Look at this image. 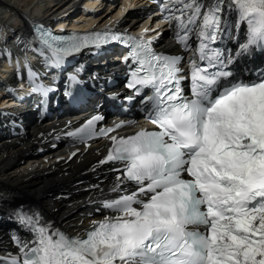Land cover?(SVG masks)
I'll return each mask as SVG.
<instances>
[{"label":"snow or ice","instance_id":"obj_1","mask_svg":"<svg viewBox=\"0 0 264 264\" xmlns=\"http://www.w3.org/2000/svg\"><path fill=\"white\" fill-rule=\"evenodd\" d=\"M163 10L173 13L185 46L199 29V59L208 63L191 62L188 98L180 58L153 53L150 41L137 45L139 68L127 87L136 94L137 85L152 89L149 118L158 130L112 137L114 147L101 161L124 165L111 191L121 192L125 182L134 191L106 202L114 215L85 237L49 234L38 220L18 214L34 239L17 241L18 254L0 264H264V74L252 83H229L235 59L264 51V0H172ZM229 13L245 30L235 53L209 47L223 38ZM40 32L56 66L84 48L121 39L96 33L65 41Z\"/></svg>","mask_w":264,"mask_h":264},{"label":"bare ground","instance_id":"obj_2","mask_svg":"<svg viewBox=\"0 0 264 264\" xmlns=\"http://www.w3.org/2000/svg\"><path fill=\"white\" fill-rule=\"evenodd\" d=\"M36 1L0 0V22L14 29L10 40L0 42V59L11 53L23 54L30 35V15ZM170 1L172 3V0H166V2ZM204 2L209 3V0ZM68 3L69 6L64 11L75 8L74 14H76H69L65 20L72 19L78 26L89 24L82 15L83 10L78 2L69 0ZM121 3L122 0H115L113 4H110L111 8H105L94 18L92 15L89 17L93 18L92 22L98 24L111 20L117 27H126L130 31L138 28L151 30L155 22L160 19L156 13L150 17L149 8L140 6L130 9L123 16L120 12ZM171 3L168 5L171 6ZM42 5L46 6V3ZM55 8L52 6L43 14L47 21L53 18ZM178 14L175 13V15ZM19 17H22L21 22ZM227 19L231 21L236 36L241 28L236 24V15L229 13ZM171 20L170 27H166L162 37L156 39L157 45L166 48L177 39L178 22L174 18ZM157 31L158 29H154L148 34H154ZM198 31L197 28L195 32L189 34L187 41L190 48L198 39L195 34ZM231 45L236 49L237 42L233 41ZM180 47L178 44L175 51H180ZM108 51L110 50L84 52L74 59L70 67L81 81L85 80L86 84L92 82L96 87L92 89L93 94L89 98L92 104L90 108L104 99L103 89L99 88V84H105L108 75L118 72V62L108 65L102 63L109 58ZM235 60L236 70L239 69L241 72L243 65L246 66L241 72L243 76L246 75L245 72L259 67L254 66V59H251V64L247 63L246 55H241ZM259 64L264 66V58ZM108 66L111 67L108 68ZM112 66L114 72L111 71ZM29 70L35 75L41 74L43 69L33 64ZM22 71V69L18 70L17 76ZM114 91L112 87L106 93ZM60 92L61 87L54 86L53 94L57 95ZM57 102L60 105L53 110V116L42 121H39L38 115L36 116L38 111H34L32 107L0 109V257L18 253V246L12 242L14 232L21 234L23 242L32 241L30 233L18 223L17 216L6 206L7 203L27 205L42 219L52 222L67 233L81 236L104 220L106 216H110L109 211L103 207L107 200L131 193L135 189L132 184L125 182L121 185V192L111 191L117 184V176L122 177L120 166L116 162L101 163L114 147L111 138H117L124 133L120 131L116 135L93 143L74 145L67 133L78 124L74 122L75 116L78 113L84 114V110L80 112L69 110L68 102L62 99V95ZM128 118L130 117L124 119Z\"/></svg>","mask_w":264,"mask_h":264},{"label":"rangeland","instance_id":"obj_3","mask_svg":"<svg viewBox=\"0 0 264 264\" xmlns=\"http://www.w3.org/2000/svg\"><path fill=\"white\" fill-rule=\"evenodd\" d=\"M75 14H76V13H75ZM75 14H74V15H75ZM74 17H75V16H74ZM74 19H75V18H73V20H74ZM139 22H140V21H139ZM21 204H22V203H21ZM22 205H24V204H22Z\"/></svg>","mask_w":264,"mask_h":264}]
</instances>
